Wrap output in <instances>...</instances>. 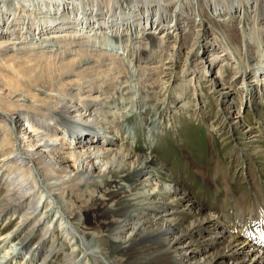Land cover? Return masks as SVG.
<instances>
[{"label":"rangeland","instance_id":"374dc122","mask_svg":"<svg viewBox=\"0 0 264 264\" xmlns=\"http://www.w3.org/2000/svg\"><path fill=\"white\" fill-rule=\"evenodd\" d=\"M221 1L208 0V3L209 5H223ZM240 1L245 3L248 0ZM257 1L249 0L248 3L249 8L251 7L249 11L256 10L249 15V22L251 23L248 26L252 31H249L251 40L248 43L244 42L243 39L245 37L244 30H240L243 23H240L237 18L228 22L227 16L214 17L215 20H223L218 23L215 22L214 29L204 30L198 26L196 21L199 19L197 15L200 12V7L197 5L194 8L191 5L182 6L183 9L181 8L182 11L178 16H181L185 23L180 31L171 29V25L174 26L176 21V13L174 12L176 7L173 0L170 2L171 7L167 11H161L163 17L167 18L166 23L165 21L163 23L161 19L159 20V12H157V16H154L156 21L154 28L156 27V29L153 28L144 32L148 35L152 33L153 35L150 36H141L143 33L141 26H144L145 23L137 21L141 16L140 13L144 10V7L140 8V6L136 8H129L128 6L126 8V6L117 5L112 10L104 9L98 14L99 11L96 10L85 12L81 9L82 5L78 3V5L75 4L68 8L65 7L64 10H59L55 15L48 8H44L42 11H38V8H29L31 11H29L30 14L24 16L25 22L30 20L32 23L39 19L52 23L53 18L57 17L61 21L58 20L60 23H74L69 26L73 25V29L79 32H75L74 35L77 36L71 38L74 42L66 43V45L64 40L67 37L44 39L53 35L54 33L50 32L56 31L55 29L40 33L37 30L34 37L28 31V29L32 31L33 24L26 23L28 25L25 24L22 28L21 22L23 20L15 16V20L12 22L13 16L10 15V21L8 20L6 27L12 25L11 31L13 33V28H18L21 34L26 33L21 41L28 42V45L25 46L26 49L22 46V49L17 52L12 50L14 53L9 50L1 52L0 71L3 70L4 74H7L2 64L5 63L8 55L16 54L21 60L31 61L32 66L26 74V76H30L29 79L19 77L20 85L35 90V92L54 95V91L49 89L53 83L57 84L58 87L62 86L67 89L70 87L68 83L71 85L73 83L74 86L83 83L81 97L89 100L93 106H99L98 109L101 110L104 119L103 123L106 122L109 126L114 127L109 130V135L119 138L120 143L124 142L123 146L126 149L135 156L139 155L138 157L144 161L155 158L159 168L152 167L148 170L154 176V180L157 179V181L153 180V183L157 182L165 189H178V191L188 194L190 199L196 202V211L199 212L202 208L203 213L211 217L218 216L217 212L220 211V216L227 225L241 229L246 220L247 211L253 204L259 206L257 198L259 201H264V20H262L264 18L261 15L260 23L257 22L256 25L252 23L254 16L259 14L258 10L264 11L258 7L262 5L264 8V0ZM77 2L79 1L76 0ZM209 7L213 8L212 6ZM223 7L227 6L223 5ZM22 12L23 10L20 8L17 10L19 14ZM262 14L264 15V12ZM80 15L84 16L83 18L86 20L90 19L97 30L87 33L86 29H80L78 23H75L81 18ZM4 17L6 20L8 15H4ZM139 23L141 24L140 27ZM112 24H116L114 28H117L122 35H127V38L114 39L109 33L106 34L102 31L108 29L107 27ZM105 31L108 32V30ZM70 32L72 33L71 30ZM15 33L17 32L15 31ZM88 35L90 39H88ZM131 35L133 37L139 35L132 44L130 43L134 46V50L156 47L155 49H158L156 55L141 54L138 60L134 56L128 55L126 57V54L121 57V48L124 45L122 41L133 39L130 38ZM97 37L99 38L97 39ZM93 44L96 45L93 46ZM103 46L108 50L118 48V51L112 53L113 56L115 55L114 57H110L109 52L106 54L99 52ZM143 49L137 51L136 54L141 53ZM177 53L182 54L180 63L176 68L178 75L177 78L174 76L170 79L165 75L163 67L168 65L165 62L175 59L176 55L174 54ZM97 58H100L101 62H98ZM207 59L217 60L214 61L211 68H208L205 64ZM120 60H124V62L118 63ZM19 63L26 65L23 61ZM216 74L224 79V81L220 80L219 83H228L232 89V94L226 99L215 96L214 89L207 88V84L213 81ZM255 80L258 83L253 85L254 82L250 81ZM165 84H168L167 89ZM219 87L221 89L222 86ZM2 93L3 91L0 92L1 95H3ZM72 115L75 116L76 114ZM57 120L61 121L60 119ZM94 122L89 117L84 116L75 125L77 127L91 126ZM99 132L101 133L100 130ZM56 133L57 135L63 133L66 142L62 150L59 151L60 155L67 151L68 146L74 147L76 141L74 134L72 136L69 131H62V129H57ZM87 142L90 143L91 139L88 138ZM7 152L0 153V159L3 157L1 155H6ZM97 173L98 170H96ZM147 175L149 173L143 172L136 181L130 180L123 182V184L128 186L130 183H135L132 186L134 188L138 186L139 192H149L153 185L150 186L147 180L146 182L143 181ZM4 179L6 178L3 177L0 184L1 200L7 193ZM175 183L180 184L182 190L175 186ZM253 196L255 197L250 204ZM81 199L83 202H88L87 197H81ZM245 204L250 205L245 206ZM262 204L263 202H261ZM78 205L80 206L79 203ZM90 205L89 208L92 207ZM235 209L244 210L243 215ZM3 214L0 218V236L16 229L20 221L14 212L6 211ZM134 214L136 213L133 212L129 218ZM85 215L89 218L88 223L92 228L94 226L95 230L86 237V243L108 254V261L111 260L110 262H114V264H126L128 251L136 245L140 232L137 231L136 235L134 233L132 237L129 236L125 242L116 246L113 238L116 235L97 228L98 225L95 226L96 214L93 211H86ZM177 215L176 218L184 219L183 228L188 222L193 221L191 217L186 215ZM253 220L252 223H255ZM142 225L145 226L146 224ZM121 226L125 228V231L120 233V237L130 234L131 225L128 221H123ZM146 228V231H152L150 225H147ZM255 230L252 233H256ZM15 231L9 236V238L11 237L8 242L9 245L15 244L17 246L16 244L23 236ZM216 231L219 230L200 233L197 244L193 242L192 246L183 243L174 245L176 253L190 255L192 258L189 262H194V264H205L210 255L219 250H223L221 256L217 257L218 261L222 260L220 264H238L237 262L243 264L240 263L244 256L243 252L247 254L245 259L250 256L253 258V255L248 256L246 248H242L237 249L239 250L236 257L238 259H232L233 252L223 249L224 243L221 242L215 246ZM224 231L228 235L232 234L229 229L228 232L226 229ZM39 236L41 235L32 237L29 247L32 252L43 241L46 250L52 247L51 252H53L50 260L44 264H62L65 260L64 256L71 254L73 246L70 245L66 235H63L61 231L54 230L49 238L48 235L45 237L46 241ZM218 238L224 240L222 236ZM147 240L156 241L154 234H149ZM3 244L4 241H0V246ZM245 246L250 247V245ZM13 249H15L14 253L19 251V248ZM81 249H77L74 253L75 259L82 257ZM19 253L21 255L18 261L30 264L32 253L28 254L25 251ZM182 255L179 257H183ZM36 258H32L31 264L42 263L38 260L39 258ZM87 261L88 264L96 263L90 256L82 260L84 263ZM152 261L154 262L153 259ZM247 263L249 264V261L244 262V264ZM102 264L105 263L102 261Z\"/></svg>","mask_w":264,"mask_h":264},{"label":"bare ground","instance_id":"6f19581e","mask_svg":"<svg viewBox=\"0 0 264 264\" xmlns=\"http://www.w3.org/2000/svg\"><path fill=\"white\" fill-rule=\"evenodd\" d=\"M78 1L76 3V0H72V2H69V0H0V54L6 50L17 52L22 49V46L26 49L25 46L28 45V42L24 43L21 41L26 33H19L18 28H13V33L11 31L12 25L6 27L10 15L13 16L12 22L15 20V16L23 20L21 22L23 24L22 28H24L26 23L33 24L32 31L30 29L28 31L34 37L37 30L40 33L55 29L56 31L50 32L54 33L53 35H49L44 39H63L67 37L64 40L65 44L74 42L71 38L77 36L74 35L75 32H79L73 29V25L69 26L74 23H60L61 21L57 17L53 18L54 22L52 21V23L39 19H36L32 23H30V20L25 22L24 16L30 14L29 11H31L29 8H38V11L48 8L55 15L59 10H64L65 7L68 8L75 4L78 5V3L82 5L81 9L85 12L96 10L99 11L98 14L104 9L112 10L117 5L126 6V8L128 6L129 8L140 6V8L144 7V10L140 13L141 16H138L137 21H142L147 25L145 27V25L141 26L139 23V27L141 26L143 30L141 36H150L153 34L150 33L148 35L144 32L154 28L156 24L154 16H157V12H159V20H163L162 22L164 23L167 18L163 17L161 11H167L171 7L170 2H172V0ZM174 1L176 21L174 26L171 25V29L180 31L185 23L184 19L178 16L183 9L182 6L191 5L194 8L197 5L200 7V12L197 15L199 19L198 21L195 20L198 26H201L204 30L209 28L214 29L213 25L215 22L223 21L215 20V18L227 16L228 22L237 18L240 23H243L240 30H244V42H250L249 31H252V29L248 26L251 23L249 22V15L256 10L249 11L251 8L248 6L249 0L245 3H242L240 0H222L221 3L227 6L225 8L223 5L218 4L209 5L208 0ZM258 7L261 10L264 9L262 5ZM19 8L23 10L21 14L17 13ZM258 11L259 14L254 16L255 18L253 17L252 23L254 25L257 22H261V15L264 18L262 14L264 11ZM4 15H8L6 20H4ZM83 17L81 16V18L75 21V23H78L80 29H86L87 33L97 30L90 19L86 20ZM115 26L116 24H112L107 27L108 29H103V27L101 29L106 34L109 33L114 39H122L127 36L125 34L122 35L117 28H114ZM136 27L138 26L136 25ZM75 28H78V26H75ZM105 30H108V32ZM138 36L133 37L131 35L130 38L133 39H124L122 41L124 45L121 48V57L123 54H126V57L128 55L134 56L138 60L141 54L156 55L158 51V49H155L156 47L152 49L141 48L143 51L138 55L136 54L141 49L134 50V46L131 44ZM87 37L90 39L89 35ZM244 42L243 45H245ZM95 45L93 44V46ZM105 48L103 46L99 52L102 54L109 52L111 54L110 57H114L115 55L113 56L112 53H117L118 51V48L115 50ZM98 53L97 55L99 56ZM174 55H176V58L165 62L168 65L163 67L165 75L170 79L174 78V76L177 78L178 73L176 68L182 57L180 53ZM5 60V63L1 64L4 66L7 74H4L3 70V73L0 71V92L3 91V95L0 94V153L2 154L4 151L8 152L6 155H1L3 157L0 159V184L3 177H5L7 193L3 200L0 199V218L6 211H11L17 214L20 221L16 229L0 236V241H4V244L0 246V264H13V262H15L14 264H24L18 261L21 255L19 252L25 251L28 254L31 252L32 249L29 246L32 237L41 235L39 237L46 241L45 237L48 235L49 238L56 229L61 231L63 235H66L70 245L73 246L71 254L64 256L65 260L62 264H88V261L86 263L82 262L88 256L96 262L95 264H102V261L105 264H114V262H110L111 260L108 261V254L103 250L95 249L86 243V237L90 236L94 230V226L92 228L88 223L89 218L85 215L86 211H93L96 214L95 226L98 225L97 228L116 235L113 237L116 246L125 242L129 236L132 237L134 233L136 235L137 231L140 232L136 245L128 251L129 255L126 264H194V262H189L192 258L190 255L176 253L174 245L183 243L192 246L194 243L197 244L200 233L213 230H219L216 231L217 237L215 236L216 238H214L215 246L221 244V242L224 243L225 247L223 249L233 252V255L231 254L232 259L237 257V253H239L237 249L246 248L248 256L253 255V258L250 256L245 259L247 254L243 252L244 256L241 258L240 263L244 264V262L249 261V264H264V247L260 248L261 243H264V238H262L264 237V218L260 204L259 206L253 204L247 211L246 220L243 222L241 229L227 225L220 215L214 217L207 216L203 213L202 208H200L199 212L196 211V202L192 201L188 194L178 191V189H165L162 185H158L157 182L153 183L154 176L148 170L159 166L156 160H154L155 158H152L150 161H144V159L138 157L139 155L136 154L137 156H135L131 151L126 149L123 146L124 142L120 143L119 138L109 135V130H112L114 127L109 126L106 122L103 123L104 119L101 110L98 109V105L93 106L89 100L81 97L83 83L79 86L68 83L69 89L62 86L58 87L57 84L53 83L49 86V89L54 91V93L52 92L54 95L35 92V90L20 85L18 81L19 77L21 79L30 78L26 74L29 71L28 69L32 67L31 61L27 60L28 64L26 60H21L16 54L8 55ZM97 60L99 62L101 59L97 58ZM215 60L217 59H207L205 60V64L208 68H211ZM20 61H23L26 65L20 64ZM123 62L124 60H120L118 63ZM220 80L224 81L220 75L216 74L213 81L207 84V88L214 89L215 96L226 99V97L232 94V89L228 83H219ZM250 82H254L252 83L253 85L258 83L256 80ZM168 84H165L166 89ZM219 86H222L221 89H219ZM84 116L89 117V119L95 122L91 126L83 125L77 127L75 123L80 121ZM102 124L103 126H101ZM57 129L69 131L72 136L73 134L75 135L76 141L74 147L68 146L66 148L67 151L71 150V153L66 151L60 155L59 151L62 150L66 142L63 133H58L59 135H57ZM88 138L91 139L90 143L87 142ZM94 138L96 139L94 140ZM96 170H98L97 174ZM143 172L149 173L143 181L146 182L147 180L150 186L153 185L151 191L142 190L143 192H139L138 186L135 188L132 186L135 183H130L128 186L123 184V182H129L130 180L132 182L136 181ZM154 181H157V179ZM175 186L180 189L182 188L178 183H175ZM81 197H87L88 202H83ZM90 203H94L95 205L91 204L92 207L89 208ZM40 205L41 208H39ZM133 212L136 214L129 218ZM177 214L191 217L193 221L188 222L183 228L184 219L176 218ZM82 216L83 218H81ZM253 219L255 223H252ZM125 220L131 225L129 229L130 234L120 237V233L122 234L125 231V228L121 226V223ZM144 223L146 224L145 226L142 225ZM136 225L138 226L137 228ZM147 225L151 226V232L146 231ZM257 228L262 230L261 233H252ZM224 229L227 232L229 229L232 234H226ZM14 230L23 235L16 244L18 247L15 244L9 245V240H6ZM149 234H154L156 241H148ZM219 236H222L224 240L219 239ZM39 245L37 247L39 248L38 250L36 248L31 252L30 264L34 257L39 258L38 260L42 262L41 264L48 263L50 260L53 252H51L52 247L46 250L44 241L40 242ZM245 245H250V247ZM12 247L19 248V251L14 253L15 249ZM77 249L82 250V257L80 259L74 258V253ZM222 251L219 250L216 253H212L205 264L222 263V260L218 261L217 259V257L221 256ZM179 255H182L184 258L179 257ZM97 259L99 263L96 261ZM237 263L239 264V262ZM25 264L28 263L25 262Z\"/></svg>","mask_w":264,"mask_h":264}]
</instances>
